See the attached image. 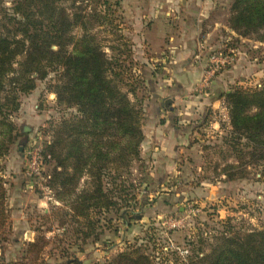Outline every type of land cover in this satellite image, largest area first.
Returning a JSON list of instances; mask_svg holds the SVG:
<instances>
[{
  "label": "trees",
  "instance_id": "16d2710c",
  "mask_svg": "<svg viewBox=\"0 0 264 264\" xmlns=\"http://www.w3.org/2000/svg\"><path fill=\"white\" fill-rule=\"evenodd\" d=\"M74 1L12 0L5 7L0 0V241L12 230L3 161L18 138L14 112L21 94L32 90L47 70L59 72L53 86L58 103L75 109L54 127L43 149L44 163L52 162L47 182L54 200L66 208L64 217L78 225L76 232L83 242L89 238L94 242L103 222L112 220L110 212L126 223L138 204L139 184L128 178L131 162L140 159L143 140L141 104L135 107L129 99V93H135L137 75L114 55H106L93 30L105 27L123 39L108 11L67 12L66 4ZM230 22L237 33H254L264 40V0H232ZM77 27L81 29L78 36L73 34ZM126 45H118L120 53ZM124 80L129 81L126 89ZM224 96L230 151L245 155L246 164L264 159V86L237 88ZM52 217L57 227L64 228L56 213ZM42 237L25 243L33 264H39ZM210 240H197V246L185 255L167 244L150 248L147 242L134 241L98 264H264V227L235 230L230 225L217 230ZM56 264L82 261L69 255Z\"/></svg>",
  "mask_w": 264,
  "mask_h": 264
},
{
  "label": "rangeland",
  "instance_id": "374dc122",
  "mask_svg": "<svg viewBox=\"0 0 264 264\" xmlns=\"http://www.w3.org/2000/svg\"><path fill=\"white\" fill-rule=\"evenodd\" d=\"M11 1L1 0L5 7H9ZM196 1L200 3V10H188L184 14L194 21V30L198 32L199 39L214 43L215 48L205 51V47H201L193 55V59L199 58L198 63L202 69L194 86L195 96L200 99L209 97L214 79L224 71L228 73L229 79L217 96L220 99V108L215 112L210 108H202L197 112L203 120V128L209 130L203 131V141L200 142L203 146L201 171L189 172L188 177H192L189 183L170 185V182H166L162 186H150L149 173L144 169L145 162L140 156V159L131 162L128 176L131 182L139 184L136 187L139 192L138 204L133 208V216L123 223L110 212L108 217L111 215L113 218L107 224L103 222L104 226L96 232L98 236H94L97 240L93 242L89 238L83 242L81 234L76 232L78 225L64 217L63 211L66 208L59 203L55 204L54 197L53 201H46L37 187V179L30 178L26 173V147L29 140L38 135L45 141L44 149L52 138L54 127L63 117L67 118L75 113L74 108L66 109L64 104L57 101L53 86L57 83L59 72L47 70L43 77L39 74L32 90L20 96V106L13 116L18 138L3 161L7 197L11 194L10 183H25L31 189L22 191L21 194L30 198H41L45 200V204L29 202L31 204L25 214L26 227L33 234L26 237L17 234L13 229L7 232L6 240L0 241V264H33V255L25 253V243L40 235L44 236V245L36 263L56 264L72 255L79 258L82 264H98L134 241L147 242L150 248L167 244L173 250L187 249L189 254L190 247L197 246V240H206L204 243H208L211 241L210 236L217 230L226 229L230 225L235 230L264 227V159L246 164L248 158L245 155L237 156L238 154L230 151L227 139L231 126L224 96V93L237 88L253 90L264 86V40H260L257 34L241 35L233 29L230 22L232 0ZM148 2L149 0H101L98 3L96 0H75L66 4L67 12L80 9L90 11L94 8L107 10L108 17L114 20V25H118L122 40H118L116 33L111 34L105 27H96L93 30L104 45L106 55H114L124 67L137 75L135 93H129V99L135 107L141 104L143 118V102L147 97L146 80L155 79L157 75L164 73L171 60L170 48L161 46L160 39L165 37L166 43H169L173 34L178 35L179 31L184 30L173 22L164 26L167 23L164 19H172V15L167 12L161 16L160 13L148 11ZM153 19H158L161 26L150 25L144 28ZM80 33L79 27L73 29L76 36ZM120 43H127L126 47L121 46L120 51L123 53L119 52ZM51 49L56 50L57 46L52 44ZM211 51L228 53L233 61L224 70L216 73L207 86H202L203 63ZM124 81L123 89H126L129 81ZM206 120L218 121L220 124L207 125ZM240 142L242 144L244 140L241 139ZM10 159L14 164L12 169ZM43 167L44 177L51 171L52 162L46 161ZM8 209L12 227L11 214L14 207L9 203ZM55 213L58 220L61 218L65 222L64 228L57 227L56 220L52 217ZM178 219L184 223L183 227L171 225L172 221Z\"/></svg>",
  "mask_w": 264,
  "mask_h": 264
},
{
  "label": "crops",
  "instance_id": "0c3cea01",
  "mask_svg": "<svg viewBox=\"0 0 264 264\" xmlns=\"http://www.w3.org/2000/svg\"><path fill=\"white\" fill-rule=\"evenodd\" d=\"M148 3V11L160 13L161 16L167 12L172 15V19H164L167 21L164 26L173 22L184 30L179 31L178 35L173 34L169 43H166L165 37L160 39L161 46L170 48L171 60L164 73H160L155 79L146 80L147 97L143 102L145 114L140 156L145 162L144 169L149 173L150 186H162L166 182L179 185L192 180V177H188L189 172L195 173L202 169L203 146L200 142L203 141V131L209 130L203 128V120L197 112L202 108H210L214 112L220 108V99L217 96L229 80L228 73L224 71L214 79L209 97L197 98L194 86L201 76L202 69L193 59V55L201 47H205V51L215 48L214 43L199 39L198 32L194 30V21L184 14L188 10L199 11L200 3L196 0H149ZM150 25L161 26L158 19H153L144 28ZM205 124L216 126L220 123L206 120ZM12 161L9 160L11 169L14 168ZM9 185L11 194L9 193L7 202L14 207L11 214L12 229L19 235L30 237L33 231L26 227L25 218L31 204L29 202L34 201L38 205L45 204V200L21 194L22 191L31 189L28 184L15 182ZM55 204L58 202L55 201Z\"/></svg>",
  "mask_w": 264,
  "mask_h": 264
},
{
  "label": "built area",
  "instance_id": "2783aa9c",
  "mask_svg": "<svg viewBox=\"0 0 264 264\" xmlns=\"http://www.w3.org/2000/svg\"><path fill=\"white\" fill-rule=\"evenodd\" d=\"M199 62V58L195 59ZM233 61V57L228 53H223L221 51H211L203 63V75L201 78V85L207 86L211 79L216 73L224 70ZM43 141L41 137H34L30 139L26 147V173L30 178L37 179V187L43 193L46 201H53V196H51L52 190L50 189L47 179L48 175L42 176L43 166H44V156H43ZM171 225L173 227H183L184 223L181 219L172 221ZM167 249V247H165ZM181 255L187 254L188 250L183 249L179 251Z\"/></svg>",
  "mask_w": 264,
  "mask_h": 264
}]
</instances>
